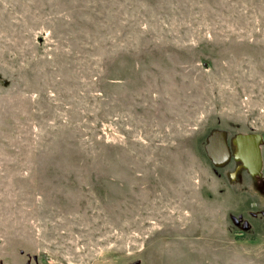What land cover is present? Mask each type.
I'll use <instances>...</instances> for the list:
<instances>
[{
	"label": "rangeland",
	"instance_id": "374dc122",
	"mask_svg": "<svg viewBox=\"0 0 264 264\" xmlns=\"http://www.w3.org/2000/svg\"><path fill=\"white\" fill-rule=\"evenodd\" d=\"M214 130L264 135V0H0V264H264Z\"/></svg>",
	"mask_w": 264,
	"mask_h": 264
},
{
	"label": "flooded vegetation",
	"instance_id": "af4514ba",
	"mask_svg": "<svg viewBox=\"0 0 264 264\" xmlns=\"http://www.w3.org/2000/svg\"><path fill=\"white\" fill-rule=\"evenodd\" d=\"M212 134L213 132L207 137L206 142ZM241 135L246 137L241 138ZM226 141L230 149L228 162L223 166H213L227 170L231 184L241 185L243 187L241 188L254 198V204L258 207L261 218L264 219V135L258 132L231 135L227 131ZM250 212L252 217L258 216L257 213ZM233 221L239 231L241 227L243 228L242 233L252 227L243 214L233 215Z\"/></svg>",
	"mask_w": 264,
	"mask_h": 264
},
{
	"label": "water",
	"instance_id": "95a60500",
	"mask_svg": "<svg viewBox=\"0 0 264 264\" xmlns=\"http://www.w3.org/2000/svg\"><path fill=\"white\" fill-rule=\"evenodd\" d=\"M242 137H246L241 135ZM248 137V136H247ZM205 151L213 165L223 166L230 158V149L226 141V132L221 130L213 131V134L207 140Z\"/></svg>",
	"mask_w": 264,
	"mask_h": 264
}]
</instances>
